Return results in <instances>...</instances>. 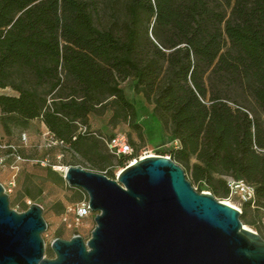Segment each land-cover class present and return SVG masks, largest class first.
<instances>
[{"label": "trees", "instance_id": "16d2710c", "mask_svg": "<svg viewBox=\"0 0 264 264\" xmlns=\"http://www.w3.org/2000/svg\"><path fill=\"white\" fill-rule=\"evenodd\" d=\"M126 81L168 134L159 154L218 200L229 197V179L250 186L239 220L255 227L250 214L264 215V0H0L6 133L39 123L63 167L115 179L137 144L128 133L134 152L113 155L90 118L107 113L106 126L126 125L142 139ZM46 173L66 184L50 166ZM30 185L35 192L24 195L35 199L40 187ZM67 188L71 204L83 197Z\"/></svg>", "mask_w": 264, "mask_h": 264}, {"label": "water", "instance_id": "95a60500", "mask_svg": "<svg viewBox=\"0 0 264 264\" xmlns=\"http://www.w3.org/2000/svg\"><path fill=\"white\" fill-rule=\"evenodd\" d=\"M62 178L87 196L90 237L55 238L44 257L41 206L16 212L0 184V264H264V238L235 207L194 190L168 156L138 158L115 179L79 166Z\"/></svg>", "mask_w": 264, "mask_h": 264}, {"label": "rangeland", "instance_id": "374dc122", "mask_svg": "<svg viewBox=\"0 0 264 264\" xmlns=\"http://www.w3.org/2000/svg\"><path fill=\"white\" fill-rule=\"evenodd\" d=\"M123 91H125L126 98L136 108V122L141 127L142 139L138 138L136 132L126 125L112 128L106 126V120L108 118L107 113L99 117H91V128L90 130L95 132L97 135L102 136L101 140L105 143L104 139L109 134L119 135L123 134L128 139V133L132 135L133 140L137 144V157L160 155L159 151L169 150L168 134L165 131L158 128V125L150 119L149 113L151 106L146 104L140 95L135 94L132 90L131 81H126L121 84ZM0 92H5L1 91ZM103 126V127H102ZM24 133L28 143L26 146L22 145L20 135ZM52 144L49 135L45 132V129L36 122H32L28 129L21 130L14 128L11 133H6L0 124V157L4 158L5 166L0 172V184L5 188H10L11 192L8 194L9 206L16 211H20L23 207L29 206L32 203H37L42 208V217L46 224V231L41 235L44 242V257L51 258L53 253H48L50 250L51 241L55 238L69 239L74 233H77L86 241L94 228V215L85 218L82 222L76 226H68L62 221L64 210L67 205L71 204L70 198L72 191L67 188L68 184L55 182L52 177L46 173V167L54 170L57 174L61 175L64 172V167L59 163L56 158L58 152L56 149L50 150L48 145ZM106 145V143H105ZM107 146V145H106ZM17 149L20 156L25 160L24 162L18 163V172L12 179L13 171L9 169V166L13 164V154L11 155L7 150L12 148ZM132 152L134 150L131 148ZM164 156H167L164 154ZM69 159V158H67ZM60 167V168H59ZM80 167V166H79ZM82 168H85L82 166ZM91 170V169H90ZM118 171H116L117 174ZM185 178L190 182L192 188L197 190V184L190 178L189 174L184 171ZM33 181L38 183L41 193L35 196V199H29L24 194V189L28 186L32 188L30 182ZM11 182V184H8ZM200 192H207L201 190ZM218 200V199H217ZM223 203H229V205L235 207L240 211V203L242 202L240 197L236 195H229L228 198L219 199ZM63 205L62 213L55 212L56 206ZM260 218L253 217V213L250 214V220L255 221V227H251L245 223L244 226L253 232H260L264 238V215L260 211ZM70 218V217H69ZM243 222V221H242ZM263 229V231H262Z\"/></svg>", "mask_w": 264, "mask_h": 264}, {"label": "built area", "instance_id": "2783aa9c", "mask_svg": "<svg viewBox=\"0 0 264 264\" xmlns=\"http://www.w3.org/2000/svg\"><path fill=\"white\" fill-rule=\"evenodd\" d=\"M82 131H85V130L82 129ZM20 139H21L20 141L22 145L26 146L28 143V139H26V135L24 133L20 135ZM104 141L107 145L108 151H110L115 156H119L120 154H125V155L132 154V150L128 143V140L126 136H124L123 134L114 135V137L112 138H105ZM173 145L176 146V143H174ZM12 151L14 152L15 149L12 148ZM138 158H141V157L139 156ZM57 159L59 160L60 157L58 156ZM134 160H136V157L132 159L128 164L134 162ZM24 161L25 160L20 155L13 154V164L9 166V169L13 171L12 179L16 176V173L19 170L18 163L24 162ZM4 166H5L4 158L1 156L0 157V172L1 170H3ZM8 184L12 185L11 182H8ZM228 188L230 192L229 195H236L240 197L242 202L252 201L254 198V191L252 190V188L241 180L234 181L232 179H229ZM5 192L9 194L11 192L10 188L9 187L5 188ZM64 212L65 213L62 216V221H64L68 226L72 225L76 227L82 222V220L92 216L93 214L91 211H89L88 199L84 193H83V197L79 201H77L74 204L67 205L65 207Z\"/></svg>", "mask_w": 264, "mask_h": 264}, {"label": "crops", "instance_id": "0c3cea01", "mask_svg": "<svg viewBox=\"0 0 264 264\" xmlns=\"http://www.w3.org/2000/svg\"><path fill=\"white\" fill-rule=\"evenodd\" d=\"M43 127V126H42ZM44 129H45V132L47 133V131H46V128L45 127H43Z\"/></svg>", "mask_w": 264, "mask_h": 264}, {"label": "bare ground", "instance_id": "6f19581e", "mask_svg": "<svg viewBox=\"0 0 264 264\" xmlns=\"http://www.w3.org/2000/svg\"><path fill=\"white\" fill-rule=\"evenodd\" d=\"M151 155V154H150ZM147 156V155H146ZM141 157H144V156H141ZM60 168V167H59ZM229 204V203H228Z\"/></svg>", "mask_w": 264, "mask_h": 264}]
</instances>
